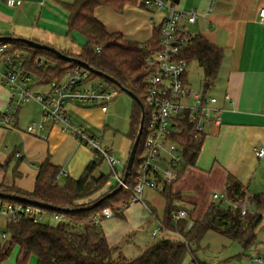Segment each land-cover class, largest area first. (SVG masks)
<instances>
[{"label":"crops","instance_id":"obj_1","mask_svg":"<svg viewBox=\"0 0 264 264\" xmlns=\"http://www.w3.org/2000/svg\"><path fill=\"white\" fill-rule=\"evenodd\" d=\"M73 1L24 0L22 7L10 8L4 0H0V37L24 38L63 51L73 50L79 34L69 36V13L64 7V3ZM174 4L181 11L194 10L197 14L194 23H188L185 19L181 21L183 33L190 38L202 35L225 50L219 77L208 91L209 95L216 98V105L222 110V125L205 126L203 147L196 166L187 167L173 185V192L181 197L176 205L186 209L190 218L196 221L204 217L212 204H222L231 210L228 203L213 200L214 194L226 195L229 174L244 187L250 199L255 195H264V157L256 155L258 148H264V24L259 18L264 0H174ZM106 8L99 7L95 11L96 17L104 25L106 21L103 12ZM147 11L153 16L148 23L150 27L147 24L143 31L150 38L153 29L159 27L163 13ZM8 95V88L0 84V115L8 109ZM70 109V115L75 112L81 117L79 122H74L95 136L99 128L96 115L103 113L97 108L94 109L98 111H81L74 106H70ZM34 112L29 105L24 106L17 113L14 128L0 127V166H4L0 168V185L14 186L23 192L34 190L39 168L47 160L62 170L63 174L58 177L59 183L64 179L63 176L79 179L93 161L88 146L63 132L59 126L47 129V139L28 134L27 125L40 118V114ZM100 174L95 171L96 176ZM149 189L161 191L160 188ZM143 203L159 224L162 219L158 217L156 209L153 215L148 207L151 204L145 200ZM129 209L125 211V219H111L127 222ZM255 215L261 218V223L255 230V243L249 248L254 253L244 250V257L251 262L248 264H258L251 257L264 260V208L259 209L251 202L245 218L249 220ZM46 218L51 219L50 216ZM107 220L100 223V226L114 254L121 253L127 259H134L127 255L133 247L129 244L133 241L132 233L110 239L104 229ZM7 223V219L0 216V244L10 238ZM159 234L165 239L171 235L178 237V240L182 239L168 230H162ZM149 242L145 244L142 253L153 244ZM217 262L221 261L212 260L210 264Z\"/></svg>","mask_w":264,"mask_h":264},{"label":"trees","instance_id":"obj_2","mask_svg":"<svg viewBox=\"0 0 264 264\" xmlns=\"http://www.w3.org/2000/svg\"><path fill=\"white\" fill-rule=\"evenodd\" d=\"M172 2L174 3V0ZM128 4L140 5L139 0H74L64 3L69 13L68 34L81 35L85 39V45L79 48L78 53L52 47L66 56L86 63L90 67L92 78L103 79L98 73L105 74L144 102V84L148 74L145 58L151 50L158 49L159 27L154 29L151 40L142 44L126 39L122 33L108 31L95 15L99 7H110L120 13ZM0 45H9L12 51L27 52L28 66L43 82L62 79L67 71L79 66L77 62L63 60L53 52L39 50L19 40L5 39L0 41ZM40 57H44L50 64L46 70L37 69L34 65ZM184 57L189 64L194 62L202 70V89L205 92L210 91L219 77L225 50L212 44L204 36L197 35L191 38V43L184 51ZM106 83L109 87L118 88L110 81L106 80ZM141 119L142 111L133 100L129 133L133 142L138 134ZM185 126L187 129L182 135L175 137L182 145L184 155V164L178 179L187 167L196 166L205 137L202 135L195 138V126ZM143 143L144 136L137 150L133 170L126 180L129 190L118 184L106 189L110 178L102 173L95 175L97 162H101L100 160H93L79 179L67 178L63 185L58 182L62 170L49 160L40 166L32 192H23L14 186L1 184V193L51 205L55 209H41L51 215L62 214L65 218L61 221L53 220L55 224L50 221L36 222L31 218H23L17 223L7 221V233L10 238L0 244V264L8 259L15 248H18L17 264H28L31 258H36L37 264H184L188 254L193 260H197L192 245L200 244L208 232L222 234L231 241L238 242L244 250H248L255 243V230L260 225L261 218L255 215L247 220L222 204H212L201 220L194 221L190 230H187L185 220L175 222L173 213L180 209H175L173 203L181 197L172 193V183L164 184L160 191L166 200L165 215L161 223L164 231H171L182 239L158 240L134 259H127L121 253L115 255L100 223L106 220L103 215L105 209L111 210L113 217L125 219V211L132 204V190L141 175L139 168L145 157ZM0 168L3 169L4 166ZM126 168L127 164L125 172ZM226 186L230 201L246 196L244 187L231 174L227 178ZM100 199H104L101 204L91 207ZM0 200L32 205L7 197H0ZM251 202L259 209L264 208V195H255ZM148 207L151 214L155 215V209Z\"/></svg>","mask_w":264,"mask_h":264},{"label":"built area","instance_id":"obj_3","mask_svg":"<svg viewBox=\"0 0 264 264\" xmlns=\"http://www.w3.org/2000/svg\"><path fill=\"white\" fill-rule=\"evenodd\" d=\"M4 1L10 8H20L24 4V0ZM139 4L147 10L161 11L163 19L159 25L158 49L151 50L145 58V68L148 71L144 84V102L142 101L146 123L142 133L145 157L139 168V181L132 190V204L144 201L146 188L161 189L164 184H172L178 180L184 155L183 147L175 137L181 136L187 129L185 124L195 126V138L205 136L207 124L222 125V110L217 107L216 98L203 89L192 90L189 84L190 64L184 57V51L191 43V38L182 32L180 24L183 19L194 23L196 12L181 11L172 1L167 0H139ZM259 18L264 24V7L260 10ZM99 50L98 47L97 51ZM28 57L29 54L25 51H12L9 45H0V84L9 90L8 109L0 115V127L14 128L18 111L34 102L39 105L40 118L27 125L28 134L47 139V129L59 126L63 132L88 146L93 151L95 161L100 160L108 165L116 184L129 190L123 178L125 165L111 149L103 146L99 138L88 133L70 116V106L77 109L97 108L107 114L113 97L106 80L92 78L91 71L77 66L67 71L62 79L43 82L28 66ZM34 65L40 70H46L50 66L44 57L38 58ZM256 155L263 158L264 148H258ZM62 174L61 171L60 175ZM213 200L228 203L231 210L238 212L242 218L248 215L251 205V199L247 196L230 201L227 194H214ZM103 215L105 219L113 218L109 209H105ZM0 216L11 223H17L23 218H31L36 222H45L47 216L55 221L65 218L62 214H48L34 205L7 203L2 200ZM173 219L175 222L185 220L187 230L194 224L185 209L174 212ZM162 230L164 226L159 222L152 237H157ZM251 260L264 264L261 257H251ZM189 264L207 263L192 259Z\"/></svg>","mask_w":264,"mask_h":264},{"label":"rangeland","instance_id":"obj_4","mask_svg":"<svg viewBox=\"0 0 264 264\" xmlns=\"http://www.w3.org/2000/svg\"><path fill=\"white\" fill-rule=\"evenodd\" d=\"M126 6V9L120 13L116 12L110 7L104 9L105 11L103 12V16L104 20L106 21L105 25L107 29L112 32L122 33L125 38L132 41H140L142 43L149 42L153 34L149 38L148 34L144 33L145 31L143 30L147 24L150 23V19L153 15L140 5L128 4ZM148 26L150 27L149 24ZM78 38L79 39L75 41L73 50L69 51L78 53L79 48L85 45V39L81 35H78ZM202 78V70L196 63H191L188 69V79L192 90L200 91L202 89ZM110 90L113 101L109 106V112L106 115H100L101 113L96 115L99 128L96 131L95 137L101 140L104 147L113 150L116 157L122 162V164L126 165L132 145L134 143L129 136L130 118L133 111V100L128 94L120 91L118 88L110 87ZM28 105L33 108L35 111L34 113L40 114V108L38 104L32 102ZM86 109L98 111L94 108H78V110L81 111H85ZM70 116L75 122H79L81 119L80 115L75 112ZM89 151L92 156V160H94L93 151L91 149ZM97 163V171L107 175L110 178L106 189H108L110 186H115L116 181L113 178V175H111L112 173L108 165L102 161ZM83 173L84 172H82V174ZM82 174L79 176V178L82 176ZM67 178L68 177L65 178V176H63V180H60V183L65 182ZM173 185L172 193L177 195L178 193L173 192ZM143 199L149 202L151 206L156 209L158 217L163 219L166 210V200L162 196L161 192L146 188ZM177 202L178 201L176 199L173 203L174 208L183 209L181 206L176 205ZM127 218V222L116 221V219L121 220L119 218L109 219L105 222L104 229L112 240H114L116 237H120L123 234L132 233L131 236H133V241L129 244H132L134 248L132 247V250L127 252L128 256L133 258L140 256L145 244L148 241H150L149 243H154L158 240L165 239L162 234H159L157 238L151 237V233L158 227V221L155 217L150 215L143 202L131 204ZM46 221H50V223L55 224V221L49 218H46ZM168 239L178 240V237L171 235ZM192 250L196 251L197 259L209 264L212 263V260L221 261L222 264L251 263L248 260L249 258L247 259V257H244L245 252L240 244L231 241L226 236L216 232H208L200 244L192 245ZM246 251H248L247 253H254L253 250L250 249ZM17 255L18 249L15 248L11 252L6 262L3 264H16ZM191 261L192 256L188 254L184 264H189ZM28 264H37L36 258H31Z\"/></svg>","mask_w":264,"mask_h":264},{"label":"water","instance_id":"obj_5","mask_svg":"<svg viewBox=\"0 0 264 264\" xmlns=\"http://www.w3.org/2000/svg\"><path fill=\"white\" fill-rule=\"evenodd\" d=\"M176 2H178V0H176ZM5 39H14V40H19L21 42H24L26 44H29L31 45L32 47L34 48H37L39 50H47V51H50V52H53L55 53L59 58L63 59V60H68L70 62H77L79 64V66H82L84 68H86L87 70L91 71L90 70V67L84 63V62H81L75 58H72V57H69V56H66L65 54H63L62 52L58 51L57 49H55L54 47L52 46H49L47 44H44V43H40V42H37V41H34V40H29V39H24V38H17V37H0V41H4ZM98 75L100 77H102L103 79L107 80V81H110L112 82L113 84H115L122 92L128 94L140 107L141 111H142V119H141V123H140V126H139V130H138V134L136 136V139L134 140V143L132 145V148H131V151H130V155H129V158H128V162H127V168H126V172H125V178H124V181L126 182L127 178L130 176L132 170H133V166H134V161H135V158H136V154H137V150L139 148V144H140V141H141V137H142V133H143V129H144V123H145V110H144V105H143V102L141 99H139L133 92L129 91V90H126L125 88H122L120 86V84H118L114 79H112L111 77L105 75V74H102V73H98ZM0 197H7V198H10V199H13V200H20L22 202H27V203H30L34 206H37V207H40V208H43V209H55L53 206L51 205H47V204H43V203H40V202H36V201H32V200H28V199H25V198H22V197H18V196H12V195H7V194H4V193H1L0 192ZM108 197V196H107ZM104 199H100L98 202H96L95 204H93V206L91 207H96L98 206L99 204L102 203Z\"/></svg>","mask_w":264,"mask_h":264}]
</instances>
